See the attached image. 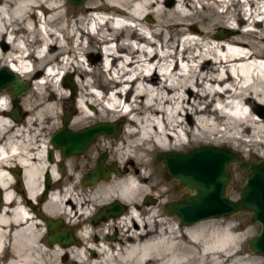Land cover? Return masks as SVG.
Listing matches in <instances>:
<instances>
[{
	"label": "bare ground",
	"instance_id": "obj_1",
	"mask_svg": "<svg viewBox=\"0 0 264 264\" xmlns=\"http://www.w3.org/2000/svg\"><path fill=\"white\" fill-rule=\"evenodd\" d=\"M30 5L44 17L32 18ZM62 8L61 0H0V66L31 85L18 99L25 114L19 121L8 115L9 94L0 91V264H251L238 249L244 230L199 223L213 218L186 225L162 213L170 185L148 166L156 152L199 142L245 147L247 156L259 149L264 159V0H90L85 12L99 10L91 33L82 30L87 16L73 20ZM194 19L199 27L185 23ZM232 23L246 30L226 34L222 27ZM216 26L221 37L211 34ZM72 73L73 95L63 81ZM63 99L71 100L73 130L122 115L119 135L98 134L94 145L118 175L87 186L75 178L87 158L83 166L69 161L76 168L71 164L64 179L56 162L45 160ZM14 168L22 173V193L14 189ZM44 173L51 187L45 192ZM151 173L155 178L146 180ZM40 195L44 200L36 201ZM143 195L156 203L145 208ZM112 201L130 208L91 224L93 209ZM39 215L77 226L75 241L42 249Z\"/></svg>",
	"mask_w": 264,
	"mask_h": 264
},
{
	"label": "water",
	"instance_id": "obj_2",
	"mask_svg": "<svg viewBox=\"0 0 264 264\" xmlns=\"http://www.w3.org/2000/svg\"><path fill=\"white\" fill-rule=\"evenodd\" d=\"M84 0H67L74 7H80ZM217 37L223 32L217 28ZM65 84L69 85V92L74 94V86L70 75L63 77ZM29 88L27 81L19 79L16 74L0 66V91L10 95V110L8 115L15 121L22 118L19 113L18 99ZM70 112L61 117V126L50 136L52 146L60 150V155L82 154L85 148L94 141L96 135L115 137L120 131V121L96 122L93 125L78 130L67 129ZM47 158L52 160L50 152ZM104 154H99L93 168L86 170L82 175L84 184H93L99 179H106L112 171L118 175L119 171L113 163L105 165ZM160 161L163 177L166 180H175L178 188L184 193L176 200L166 204V210L176 215L182 224H190L207 218L228 217L233 214L247 213L250 222H257L260 229L252 236L246 246L249 252L264 258V159L256 162L243 160L241 156L226 147L215 145H199L187 148L185 151H159L153 156V162ZM235 164L238 170L246 171L243 183L238 187V197L230 200L226 196V187L231 183L230 165ZM44 175V185L47 184ZM123 207L116 201L99 208L92 217L95 222L101 216L117 215ZM39 214V212H37ZM46 241L48 244H69L75 241L72 237L73 227H64L59 230L61 221L42 215Z\"/></svg>",
	"mask_w": 264,
	"mask_h": 264
},
{
	"label": "rangeland",
	"instance_id": "obj_3",
	"mask_svg": "<svg viewBox=\"0 0 264 264\" xmlns=\"http://www.w3.org/2000/svg\"><path fill=\"white\" fill-rule=\"evenodd\" d=\"M62 1V3H63V6H64V8H62L61 9V11H62V13H64V11H66V14L68 15V16H70V15H72L73 16V20H75V19H78V18H80V17H84V16H87L88 14V12H85V10H86V6H87V3L90 1V0H84L83 1V3H82V5L80 6V7H74V6H72L71 4H69L68 2H67V0H61ZM95 1H100V3H102V2H104V0H95ZM240 2H243L244 0H239ZM196 7H198V6H196ZM71 19V20H72ZM86 20V19H85ZM185 23H193L196 27H199L200 26V24H199V22L198 21H196V19H194V20H191L190 22L189 21H185ZM84 24V23H83ZM229 26L230 27H222V28H224V31H225V33L226 34H230V35H236V34H238V32H239V30H242V31H244V30H246V28H245V26H241V25H236V24H234V23H232V24H229ZM261 26H264V23L263 24H261ZM217 28H221V26H216L215 28H213V30L211 31V34L213 35V36H216L215 34H216V30H217ZM221 28V29H222ZM84 29H85V27H84ZM264 29V28H263ZM56 33V32H55ZM63 33H61V35H62ZM165 34V33H164ZM224 34V33H223ZM59 36H60V34H59ZM262 46V45H264V43H262V42H260V43H258V46ZM258 46H256V47H258ZM256 47H254L255 49H256ZM94 52H96V50L94 51ZM85 60V61H84ZM84 62H83V67L85 68V69H89V64H87L88 62L86 61V59H85V57H84ZM39 76V75H38ZM71 76L73 77L74 76V79H76V77H75V74H71ZM21 80H24V81H27L28 83H29V88H28V90L26 91V93H25V95H27L30 91H31V85H30V82H29V80L28 79H21ZM75 81V80H74ZM95 91V93H98V89H95L94 90ZM24 95V94H23ZM24 95V96H25ZM23 96V97H24ZM21 97V96H20ZM19 97V98H20ZM22 98V97H21ZM20 98V99H21ZM19 99V100H20ZM18 106L20 107V108H22V102H19L18 101ZM9 110H10V107H9ZM58 112H59V117H60V121H61V117L63 116V114L65 113V112H70V113H72L73 111H72V104H71V100H68V99H63V100H60L59 101V103H58ZM23 114V116L25 115L24 113H22ZM72 115V114H71ZM122 120V119H121ZM112 122V121H111ZM121 123V122H120ZM60 125H61V123H60ZM60 125L57 127V128H59L60 127ZM66 127H67V129H71V128H69L67 125H66ZM57 128H55V130L57 129ZM54 129H52L51 131H50V136L52 135V133L55 131ZM71 130H73V129H71ZM119 133H120V131L118 132V135H119ZM102 136H98V135H96V137H95V139H94V143L92 144V143H90L86 148H85V150L83 151V153L82 154H80L79 156H77V158H78V161H79V163L80 164H82V162L84 161L83 159L84 158H82V157H85V158H87L89 161H88V163L86 162L85 164H84V166H85V168H84V170L82 171V173H79L78 174V176L76 175V181H78V182H80V177H81V175L86 171V170H88V169H90V168H93L94 167V165H95V158H97V156L99 155V154H101V152H97L96 150H94V145H96L98 142H99V140H100V138H101ZM191 137H188V139H190ZM48 141V140H47ZM204 144H206V145H215V146H223V147H226V148H228V149H230V150H232V151H235V152H237L240 156H241V158L243 159V160H246V161H250V162H256V161H258L259 159H262L260 156H259V149H254V155L252 154L251 156H247L246 155V152H247V149L245 148V147H243V149L242 148H237L235 145H233V144H229V143H222V144H207V143H201V142H199V143H195V144H192V145H190V146H187V147H185V148H183V149H181L180 151H184V150H186L187 148H190V147H195V146H199V145H204ZM104 154V153H103ZM110 163H112V162H110L109 161V157L107 156V154H106V156H105V158H104V164L105 165H109ZM83 164H82V166H83ZM81 167V166H80ZM148 170H150V171H157V173H158V176H162V172H163V169H162V165H161V162L160 161H157V162H153V157H152V160H151V163H150V165L148 166ZM152 175L148 178V179H146V180H150V179H152V178H155V175L153 174V173H151ZM245 174H246V171L244 170V171H240V170H238L237 169V167L235 166V164H231L230 165V176H231V183L226 187V196L230 199V200H235L237 197H238V187L243 183V181H244V177H245ZM158 179H162V178H158ZM42 180H43V177H42ZM162 182H163V184L164 185H170V187H169V190H171V192L170 193H168V198L170 197V198H173V197H175L176 196V192H172L173 190V186H174V182H173V180H162ZM22 185V184H21ZM20 188H21V190H20ZM23 185L21 186V187H18V190L22 193V191H23ZM95 209V208H94ZM93 209V210H94ZM199 223H205V224H207V225H212L213 224V226H215V227H221V226H225V225H229V226H231V227H234L236 230H244L246 233H245V235L243 236V239H242V241H241V243L238 245V249H241L245 254V256H249L250 258H252L253 259V261H252V263L251 264H264V259L262 258V257H259V256H254V255H248L247 254V251H246V249H245V245H246V241H247V239L250 237V236H252L253 234H255L256 232H257V226H254V225H251V224H249L248 222H247V219H246V215L243 213V214H233V215H230V216H228V217H218V218H213L212 220H207V221H203V222H199ZM41 230L43 231V234L45 233V227L44 226H41ZM46 233L44 234V236H43V238H42V241H41V243L39 244V246L42 248V249H47V248H49L50 247V245L47 243V241H46Z\"/></svg>",
	"mask_w": 264,
	"mask_h": 264
},
{
	"label": "flooded vegetation",
	"instance_id": "obj_4",
	"mask_svg": "<svg viewBox=\"0 0 264 264\" xmlns=\"http://www.w3.org/2000/svg\"><path fill=\"white\" fill-rule=\"evenodd\" d=\"M22 118H23V114H22ZM58 129V128H57ZM48 149L46 150L47 152L49 151L50 152V154H51V156H52V162L51 161H49L48 160V158H47V152H46V156H45V160L49 163V164H51V163H53V161H55L56 163H54L53 165L55 166V169H56V171L58 172V176H59V179H64V178H67L68 177V174H69V169L71 168V166L73 167V168H76V164H72L71 162L69 163V161H74V159L75 160H77L78 161V158H77V156H79V155H74V156H71V157H68V156H66V157H62L61 155H60V150H58V149H56V148H54L53 146H52V144L50 143V136H49V138H48ZM102 154V153H101ZM68 157V158H67ZM98 157V156H97ZM82 158H85V157H82ZM104 158H105V156H104ZM84 160V159H83ZM95 162H96V158H95V160H94ZM103 162H104V159H103ZM72 164V165H71ZM70 166V167H69ZM91 169V168H90ZM89 170V169H88ZM163 173V172H162ZM11 174L15 177V179H16V181H15V184H14V189H16V190H18V187H21L22 185H23V180H22V173H21V170L20 169H17V168H14L12 171H11ZM112 174H114L112 171H110L109 173H108V177L109 176H111ZM44 175H46L45 173L43 174V180H42V183L44 184ZM83 175V174H82ZM82 175H81V177H80V181H81V183L83 184V185H85L83 182H82ZM17 176V177H16ZM47 176V175H46ZM47 179H49L48 177H47ZM108 179V178H107ZM162 179L163 180H165L166 181V179H164V177H163V174H162ZM101 180H103V179H99L97 182H99V181H101ZM96 182V183H97ZM173 182L175 183L174 184V186H173V191L172 192H176L177 194H176V196L175 197H173V198H167L166 200L164 199L163 200V202L160 204V210L162 211V213H164L165 215H167V216H169V217H172V218H174L178 223H180L179 221H178V217L176 216V215H171L170 213H168V211L166 210V204L168 203V202H171V201H176L183 193H184V190H181V189H179L178 188V185H177V182L175 181V180H173ZM52 183V182H51ZM95 183V182H94ZM95 183V184H96ZM22 184V185H21ZM50 180H49V182H47V184H45L44 185V188H42V189H44V192H45V188H48V191H50L51 190V187H50ZM87 186H90V185H88L87 184ZM63 187V186H62ZM20 190H21V188H20ZM47 191V192H48ZM171 192V190H169V187H168V193H170ZM0 195L2 196V191L0 190ZM46 197V196H45ZM41 200H44V197L42 196V195H40V196H38V198H36V201H41ZM141 200H142V202L144 203V207L145 208H148V207H151V206H153L155 203H156V198H154L153 196H150V195H143L142 197H141ZM112 202H114V201H112ZM112 202H110V203H112ZM117 202V201H116ZM110 203H107V204H110ZM119 203V202H118ZM122 207H123V209H122V211L120 212V213H118L117 215H108L107 217H103V216H101L99 219H97L95 222H93L92 221V217L94 216V214L97 212V210L99 209V208H101L102 206H100L99 208H97V209H94L93 210V213H92V215H91V218H90V223L91 224H93V225H97L98 223H100V222H102V223H106L108 220H110V218H117V217H121L125 212H127L128 210H129V206H127V205H125V204H122V203H119ZM104 205H106V204H104ZM103 205V206H104ZM245 215H246V219H247V222L249 223V224H251V225H254V226H257V232L255 233V234H257L258 233V231H259V229H260V225L257 223V222H254V223H252V222H250V216H249V214H247V213H244ZM147 217V215L146 214H142V218H146ZM43 226H44V223H43ZM45 227V226H44ZM64 225H62V223H60V226H59V230L60 231H62L63 229H64ZM67 227H69V226H67ZM75 228V229H74ZM76 228H77V226H74L73 227V230H72V235H74V231L76 230ZM115 231V230H114ZM114 231L112 232V233H114ZM116 232V231H115ZM45 233H46V235H47V231L45 230ZM111 233V234H112ZM255 234H253L252 236H254ZM252 236H250L248 239H247V241L252 237ZM46 237V236H45ZM246 241V242H247ZM245 249H246V251H247V254L248 255H254V256H259V255H255V254H252L251 252H249V250L247 249V246L245 245ZM259 257H261V256H259ZM263 258V257H262ZM264 259V258H263Z\"/></svg>",
	"mask_w": 264,
	"mask_h": 264
}]
</instances>
